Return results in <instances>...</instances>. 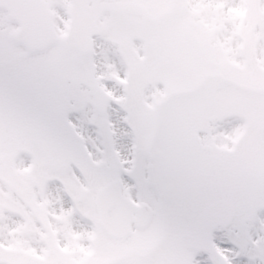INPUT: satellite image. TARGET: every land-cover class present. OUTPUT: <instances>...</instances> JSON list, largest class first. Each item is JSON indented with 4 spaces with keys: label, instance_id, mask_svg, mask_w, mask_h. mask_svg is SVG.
<instances>
[{
    "label": "snow or ice",
    "instance_id": "6c2138e0",
    "mask_svg": "<svg viewBox=\"0 0 264 264\" xmlns=\"http://www.w3.org/2000/svg\"><path fill=\"white\" fill-rule=\"evenodd\" d=\"M0 264H264V0H0Z\"/></svg>",
    "mask_w": 264,
    "mask_h": 264
}]
</instances>
